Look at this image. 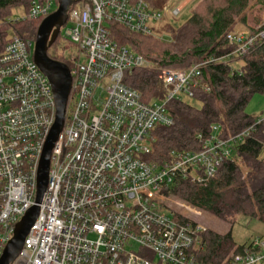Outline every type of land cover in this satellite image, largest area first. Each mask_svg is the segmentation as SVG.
<instances>
[{
    "label": "built area",
    "instance_id": "obj_1",
    "mask_svg": "<svg viewBox=\"0 0 264 264\" xmlns=\"http://www.w3.org/2000/svg\"><path fill=\"white\" fill-rule=\"evenodd\" d=\"M54 7L55 0H31L28 17L45 19ZM182 9H155L149 0H76L65 24V38L76 49L65 125L38 217L13 264H196L193 250L206 229L162 211L163 191L178 177L198 184L213 178L230 157L228 143L246 133L223 140L213 126L201 151L165 166L148 162L152 131L173 126L167 103L193 98L203 64L163 70L167 96L146 104L124 83L125 74L145 61L118 45L110 30L118 25L151 36L153 24ZM227 39L237 45L235 56L254 41L245 32ZM33 51L34 43L13 36L0 56V256L35 205L39 164L56 120L52 87ZM232 264H264V238Z\"/></svg>",
    "mask_w": 264,
    "mask_h": 264
},
{
    "label": "trees",
    "instance_id": "obj_2",
    "mask_svg": "<svg viewBox=\"0 0 264 264\" xmlns=\"http://www.w3.org/2000/svg\"><path fill=\"white\" fill-rule=\"evenodd\" d=\"M155 9H162L169 0H149ZM58 1L55 0L56 11ZM22 8L24 17L12 19L14 10ZM31 0H0V56L11 37L35 44L43 19L28 17ZM264 0H200L190 19L180 28L170 26V39L157 35H140L111 25L113 39L129 48L145 61V66L127 72L124 83L141 94L146 104L165 100L167 90L160 78L163 70H188L203 64L193 88V98H181L167 103L166 110L173 126H157L152 131L153 153L150 163L165 166L175 156L201 151L202 140L219 127L218 138L240 139L228 143L230 157L217 167L215 175L198 184L176 178L163 194L173 196L188 206L233 226L237 219L264 223V120L246 112L253 96L264 93ZM242 29L254 38L241 56L233 53L236 44L227 37ZM61 35L52 46L51 59L72 68V56L66 58L59 49ZM69 42V41H68ZM241 63L235 68L233 65ZM200 104L197 107L185 101ZM162 211L163 208H162ZM166 214L184 224L197 225L175 212ZM196 264H232L250 244L238 245L232 233L222 235L208 229L200 235Z\"/></svg>",
    "mask_w": 264,
    "mask_h": 264
},
{
    "label": "water",
    "instance_id": "obj_3",
    "mask_svg": "<svg viewBox=\"0 0 264 264\" xmlns=\"http://www.w3.org/2000/svg\"><path fill=\"white\" fill-rule=\"evenodd\" d=\"M55 12L41 22L34 44L33 60L43 75L49 80L56 104V120L44 145L37 176V194L35 205L25 214L16 225L14 237L6 245L1 256L0 264H13L24 246L25 239L39 214V205L48 186V176L51 157L56 142L63 131L68 101L72 89L70 68L49 57V48L60 36L61 29L68 20V14L76 0H57Z\"/></svg>",
    "mask_w": 264,
    "mask_h": 264
},
{
    "label": "rangeland",
    "instance_id": "obj_4",
    "mask_svg": "<svg viewBox=\"0 0 264 264\" xmlns=\"http://www.w3.org/2000/svg\"><path fill=\"white\" fill-rule=\"evenodd\" d=\"M199 1L200 0H169L168 5L172 9H176L180 7L183 3H185L182 6L183 9L181 11V14L178 17L167 16L162 22L153 24L152 27L154 35H157L163 39H170L171 34L166 31L167 27L170 26L175 30L180 28L185 22L190 19L192 10ZM22 16H24V11L22 8H19L14 10L12 14V19H18ZM68 27L69 24L62 28L59 44V49L61 51H64L66 58H70L71 56L76 54L75 47L71 45L65 38V31ZM240 32H245L248 36H250L248 31L242 29L237 30V32L234 34ZM233 66L235 68H238L241 66V63H235ZM185 101L197 107H200V104L196 101L190 99H186ZM245 110L248 114L253 115L259 121H263L264 93L253 96L248 105L246 106ZM261 156L262 158H264V150ZM160 206L161 208H163L165 213L166 211L175 212L176 214L195 222L197 225L202 226L206 230L213 229L222 235L232 233L233 239L238 245L250 244L256 239L264 238V223L259 222L258 220H246L244 218H239L237 219L236 224L231 226L229 224H226L225 222H222L216 218L209 216L206 213H202L199 210L188 206L187 204L181 202L173 196H166L164 194L161 198ZM138 250L139 247H136L135 251L137 252Z\"/></svg>",
    "mask_w": 264,
    "mask_h": 264
},
{
    "label": "flooded vegetation",
    "instance_id": "obj_5",
    "mask_svg": "<svg viewBox=\"0 0 264 264\" xmlns=\"http://www.w3.org/2000/svg\"><path fill=\"white\" fill-rule=\"evenodd\" d=\"M49 52H50L51 55H53V49H52V47L49 48Z\"/></svg>",
    "mask_w": 264,
    "mask_h": 264
},
{
    "label": "crops",
    "instance_id": "obj_6",
    "mask_svg": "<svg viewBox=\"0 0 264 264\" xmlns=\"http://www.w3.org/2000/svg\"><path fill=\"white\" fill-rule=\"evenodd\" d=\"M185 3H183L180 7H182Z\"/></svg>",
    "mask_w": 264,
    "mask_h": 264
}]
</instances>
